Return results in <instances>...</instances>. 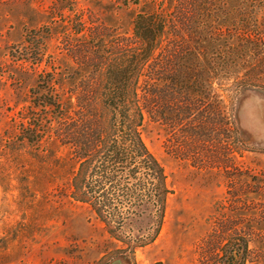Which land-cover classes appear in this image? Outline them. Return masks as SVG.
<instances>
[{"label": "rangeland", "instance_id": "rangeland-1", "mask_svg": "<svg viewBox=\"0 0 264 264\" xmlns=\"http://www.w3.org/2000/svg\"><path fill=\"white\" fill-rule=\"evenodd\" d=\"M146 1L0 0V264H221L228 240L242 231L259 241L251 242L249 259L264 264L255 250L264 245L261 87L219 81L187 114L161 105L144 115L142 138L162 164L170 193L155 239L134 250L68 197L62 167L48 163L47 117L33 114V92L41 93L52 70L76 77L62 80L64 86H78L79 72L94 70L96 56H107L113 42H134L133 19ZM168 1L167 13L174 14L171 5L179 2ZM196 3L206 5L191 0L185 9L195 14ZM253 12L263 24V0ZM204 16L203 9L200 30ZM82 56L89 61L81 63ZM36 122L43 126L39 143L23 137ZM53 135L55 156L62 157L61 136Z\"/></svg>", "mask_w": 264, "mask_h": 264}, {"label": "trees", "instance_id": "trees-1", "mask_svg": "<svg viewBox=\"0 0 264 264\" xmlns=\"http://www.w3.org/2000/svg\"><path fill=\"white\" fill-rule=\"evenodd\" d=\"M176 1L168 14V0H147L133 19L134 42H113L107 56H96L94 70L79 72L80 85L64 86L62 80L76 77L52 70L41 93L33 92V114L47 117L42 133L52 150L48 163L62 167L68 197L86 205L132 250L155 239L170 193L162 164L142 138L144 115H155L161 105L187 114L194 100L212 96L219 81L240 79L244 87L264 89V22L255 20L257 0H205L203 30L200 4L193 14L185 9L191 0ZM191 22L197 27L190 29ZM171 29L176 32L169 37ZM43 126L32 123L23 137L39 143ZM55 133L65 147L62 157L55 156ZM251 242H259L252 231L235 232L221 264H260L249 259ZM255 250L264 260V245Z\"/></svg>", "mask_w": 264, "mask_h": 264}]
</instances>
